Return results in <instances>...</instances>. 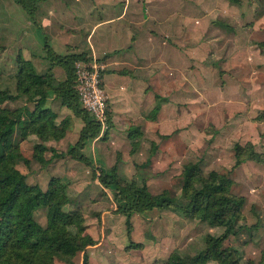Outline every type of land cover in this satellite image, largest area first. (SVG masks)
<instances>
[{
  "label": "rangeland",
  "instance_id": "obj_1",
  "mask_svg": "<svg viewBox=\"0 0 264 264\" xmlns=\"http://www.w3.org/2000/svg\"><path fill=\"white\" fill-rule=\"evenodd\" d=\"M60 1L39 2L31 18L0 0V91L8 97L0 108L16 121L8 137L20 156L14 166L43 192L56 182L63 210L82 218L68 231L96 243L52 264H82L84 255L87 264H219L204 255L217 237L239 264H264V0H85L82 9L79 0ZM69 9L75 13L64 15ZM134 40L148 49L145 58ZM44 41L57 55L85 56L75 91L100 125L98 137L77 149L85 161L68 154L82 119L51 88L43 95L22 82L28 67L54 87L64 80ZM130 45L135 54L122 50ZM91 86L99 90L100 120L79 95L89 98ZM39 110L54 115V129L28 126V113ZM191 165L211 182L229 181V193L243 199L230 228L168 208L133 214L128 233L98 180L99 167L115 169L153 195L187 202L183 172ZM33 216L46 228V208ZM0 264L15 263L8 256Z\"/></svg>",
  "mask_w": 264,
  "mask_h": 264
},
{
  "label": "trees",
  "instance_id": "obj_2",
  "mask_svg": "<svg viewBox=\"0 0 264 264\" xmlns=\"http://www.w3.org/2000/svg\"><path fill=\"white\" fill-rule=\"evenodd\" d=\"M13 1L34 18L37 4L45 0ZM44 50L47 58L62 68L64 80L54 87L50 80L41 78L28 67L22 82L26 81L27 88L31 86L43 95L46 89L51 88L60 99L61 105L82 119L85 128L68 154L78 161H85L77 149H81L88 140L97 138L100 133V125L82 108L75 91L76 65L84 62L85 56L82 53L57 55L45 41ZM7 98L0 91V103ZM28 114L31 118L28 126L38 124L34 127L37 128V133H40L41 128L54 129L52 113L39 110L37 113L31 111ZM15 122L0 108V258L10 256L15 264H52L55 258H65L70 252H83L87 247L94 246L96 243L89 236L78 237L68 231L69 226L80 225L82 218L77 213L63 210L64 196L56 182L51 183L48 190L43 192L38 186H29L25 176L15 168V159L20 156L8 139ZM86 162L90 164L89 161ZM98 170V180L113 193L115 212L125 217L128 233L131 230L130 218L133 214L168 208L182 210L188 216H195L212 226L230 228L243 204L242 198H236L229 193V181L222 179L211 182L194 165L186 166L183 172L187 202L167 199L164 194L153 195L144 183L137 185L119 179L115 169L99 167ZM42 207L46 208V228L41 227L33 216ZM222 240L223 237L209 238L204 255L217 260L219 264H239L236 250L222 248ZM194 261L195 259L188 263L181 260L175 264H194ZM82 264H87L85 255Z\"/></svg>",
  "mask_w": 264,
  "mask_h": 264
},
{
  "label": "crops",
  "instance_id": "obj_3",
  "mask_svg": "<svg viewBox=\"0 0 264 264\" xmlns=\"http://www.w3.org/2000/svg\"><path fill=\"white\" fill-rule=\"evenodd\" d=\"M78 2H79V6H80L81 9H82L83 6H86L85 0H79ZM57 3L60 4V5H63V3H61L60 0H57ZM65 9H66V6L64 5V10H65ZM58 10H59L61 13L63 12V8H61V7H59ZM81 11H82V10H81ZM73 13H75V10H70V9H69L68 12H66L64 15H71V14H73ZM117 19H120V16H119ZM103 20H104V19L99 20V22H95V24H94V28L91 30L90 35H89L90 38H94V37L96 36V34H94L96 28H98L97 30H98L99 32L102 31L101 28H103L102 26H103V24H105V23L102 22ZM110 20H111V19H110ZM41 26H42V28H45L44 23H43ZM79 30H80V27H79ZM63 43L65 44L66 42H63ZM133 43H134L133 46H134V48H135V50H136V52H137V55L143 54L142 57L145 58V54H147L148 49L145 50V47H144V49H143V48H140V45L143 44V42L139 45V47H136V45H135V44L138 45V41H137V40H134ZM130 47H131V45L128 46V47H126V48H123L122 50H126V51H124L125 53H126L127 51H130L132 54H135L134 51L132 52L131 50H129ZM118 51H120V50H118ZM134 56H135V55H134ZM158 97H159L160 101L163 100V99L160 97V95H159ZM164 100H165V99H164Z\"/></svg>",
  "mask_w": 264,
  "mask_h": 264
},
{
  "label": "built area",
  "instance_id": "obj_4",
  "mask_svg": "<svg viewBox=\"0 0 264 264\" xmlns=\"http://www.w3.org/2000/svg\"><path fill=\"white\" fill-rule=\"evenodd\" d=\"M91 88H92V91H91V96L89 98H92V100H93L92 104H89V98L86 97L85 95H82L81 92H79V95H81L82 101H84L87 104V110H93V112L96 114V117L98 119L99 114L100 115L103 114L102 107H101V104L99 102V97H98L99 90L95 87L93 90V86H91ZM81 97H80V99H81ZM86 99H88L87 102H86ZM97 105H98V107H96ZM99 120H100V118H99Z\"/></svg>",
  "mask_w": 264,
  "mask_h": 264
}]
</instances>
